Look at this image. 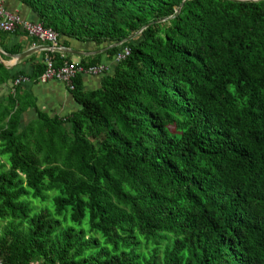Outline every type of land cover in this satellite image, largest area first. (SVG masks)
I'll use <instances>...</instances> for the list:
<instances>
[{
    "label": "trees",
    "instance_id": "1",
    "mask_svg": "<svg viewBox=\"0 0 264 264\" xmlns=\"http://www.w3.org/2000/svg\"><path fill=\"white\" fill-rule=\"evenodd\" d=\"M22 1L59 39L130 54L22 130L37 99L0 56L3 264H264V0Z\"/></svg>",
    "mask_w": 264,
    "mask_h": 264
},
{
    "label": "crops",
    "instance_id": "2",
    "mask_svg": "<svg viewBox=\"0 0 264 264\" xmlns=\"http://www.w3.org/2000/svg\"><path fill=\"white\" fill-rule=\"evenodd\" d=\"M5 6L12 12L19 14L25 20L39 21L40 16L32 7L22 0H4ZM41 22V21H39ZM0 50L5 54L1 56V62L11 70L12 74L19 76L21 73L26 74L22 86L24 90L33 94L37 99V108L31 109L22 118V122L29 119V122L38 117V113L44 112L52 116L66 117L81 110V105L75 100L73 93L62 81L59 80H39L31 79L35 73L37 63H45L50 60L49 44H43L38 39L27 35L24 31L6 33L4 37H0ZM22 50L20 55L26 54L23 59H17L15 56L7 53L4 49ZM107 48L98 46L96 43H84L78 41L77 38L61 37L59 39V50L62 54H67L70 61L78 64L82 58L104 54V64L109 68V74H114L118 67V60H109L106 54ZM65 50H70L71 53ZM98 53L97 52H100ZM3 57H6L5 60ZM48 59V60H47ZM22 77V76H21ZM103 75H82V85L85 91H97L103 87ZM5 90V89H3ZM2 90V93L4 91ZM27 126L28 124H24Z\"/></svg>",
    "mask_w": 264,
    "mask_h": 264
},
{
    "label": "built area",
    "instance_id": "3",
    "mask_svg": "<svg viewBox=\"0 0 264 264\" xmlns=\"http://www.w3.org/2000/svg\"><path fill=\"white\" fill-rule=\"evenodd\" d=\"M0 29L7 32H15L19 29L24 31L30 36L37 37L42 43L49 44V50L55 52L59 50V34L52 28L46 27L42 22L25 20L19 14H16L9 10L4 3V0H0ZM129 49L125 48L117 56L118 62L123 61L129 56ZM47 72L42 77L43 80H59L67 84L72 90L74 89L73 79L78 74L87 75H105L109 70L106 64L98 67H91L90 69H83L75 66L74 64H66L63 67L56 68L55 63L52 60L47 62ZM24 80L19 79L17 84H21ZM0 264L3 262L0 259Z\"/></svg>",
    "mask_w": 264,
    "mask_h": 264
},
{
    "label": "rangeland",
    "instance_id": "4",
    "mask_svg": "<svg viewBox=\"0 0 264 264\" xmlns=\"http://www.w3.org/2000/svg\"><path fill=\"white\" fill-rule=\"evenodd\" d=\"M48 60V59H47ZM29 119L22 122V125L28 124ZM23 126L21 127V130L23 129ZM51 195V194H50ZM34 206H39L42 209H49L50 211H54V206H53V197L49 198L46 202H41L40 200H33Z\"/></svg>",
    "mask_w": 264,
    "mask_h": 264
},
{
    "label": "water",
    "instance_id": "5",
    "mask_svg": "<svg viewBox=\"0 0 264 264\" xmlns=\"http://www.w3.org/2000/svg\"><path fill=\"white\" fill-rule=\"evenodd\" d=\"M188 0H186V1H184V3H186ZM233 1H237V2H257V1H260V0H233ZM184 3L182 4V6L184 5ZM180 10H181V8L177 11V13H179L180 12ZM40 21V20H39ZM133 37H130L129 39H127V41H130V39H132ZM126 41V42H127ZM66 52H68V53H71V51L70 50H65ZM102 51H100V52H97V54L98 53H101ZM5 53L2 51V50H0V55L2 56V55H4ZM29 54V52L28 53H26V54H23V55H20V56H15L17 59H23L26 55H28ZM23 126V125H22ZM25 128V125L23 126V129Z\"/></svg>",
    "mask_w": 264,
    "mask_h": 264
}]
</instances>
